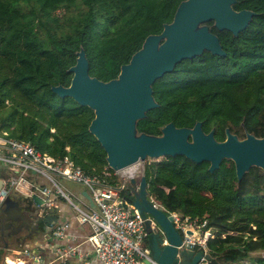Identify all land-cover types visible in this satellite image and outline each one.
Listing matches in <instances>:
<instances>
[{
    "label": "trees",
    "instance_id": "obj_1",
    "mask_svg": "<svg viewBox=\"0 0 264 264\" xmlns=\"http://www.w3.org/2000/svg\"><path fill=\"white\" fill-rule=\"evenodd\" d=\"M179 1L0 0V131L53 156L67 155L83 171L117 184L87 129L92 109L49 87L68 84L66 69L80 47L88 74L116 76L143 38L171 20ZM231 6L254 14L236 35L206 22L224 54L203 50L156 78L157 105L135 121L138 132L159 134L168 121L190 127L199 120L217 140L225 127L239 138L245 131L264 136V0ZM207 164L181 154L150 158L142 170L147 193L167 210L205 219L213 232L206 242L210 264H244L248 251L264 249V172L252 165L237 179L230 159L212 171ZM121 193L131 199L127 186Z\"/></svg>",
    "mask_w": 264,
    "mask_h": 264
},
{
    "label": "water",
    "instance_id": "obj_2",
    "mask_svg": "<svg viewBox=\"0 0 264 264\" xmlns=\"http://www.w3.org/2000/svg\"><path fill=\"white\" fill-rule=\"evenodd\" d=\"M234 1L180 0L171 20L164 22L159 32L149 33L143 38L140 47L120 64L116 76L101 80L88 74L87 59L80 47L74 63L66 69L71 73L68 84L49 87L58 96H69L78 104L92 109L93 116L87 129L103 148L105 162L112 170L146 157L181 154L193 162H208V171L217 168L222 158H228L233 162L237 179L252 165L264 172V136L258 137L245 131L244 136L239 138L225 127L224 138L217 140L212 129L207 132L201 129L199 120L190 127L176 126L168 121L160 127L159 134L138 132L135 128V121L157 105L151 93V83L156 78L170 71L181 59L191 58L203 50L224 54L217 35L209 30L207 21H212L217 30L225 29L232 35L247 25L254 11L234 9L231 6ZM129 182L130 200L136 211L148 213L157 225L151 229L148 219L145 220L152 238L148 249L150 257L158 264H197L200 251L190 246H179L181 236L173 227L170 215L162 211V205L154 206L147 196L144 176L141 174L137 181L130 178ZM8 194L12 200L20 196L16 189H11ZM81 194L92 206L87 192L82 190ZM0 196V245L5 246L0 254V264H3L8 249L15 246L11 227L15 219L8 221V230H1L2 216L9 218L8 209L15 205L2 194ZM30 199L35 205L41 203L36 196ZM19 227L23 229V241L33 240L26 231L28 227ZM162 236L166 238L163 244ZM144 262L147 264L148 260L144 259Z\"/></svg>",
    "mask_w": 264,
    "mask_h": 264
},
{
    "label": "built area",
    "instance_id": "obj_3",
    "mask_svg": "<svg viewBox=\"0 0 264 264\" xmlns=\"http://www.w3.org/2000/svg\"><path fill=\"white\" fill-rule=\"evenodd\" d=\"M0 161L5 168L0 172V194L6 197L11 189L20 192L24 188L22 192L27 196L38 197L41 206L47 209L55 206L51 195L60 196L71 208L76 222L87 228L83 239L90 245L89 256L76 244L56 242L54 249L59 260L74 255L80 260V264H94L92 260H97L101 264H146L144 259L148 260L147 264H158L150 257L145 245V237L148 234L145 220L148 219V226L151 229H155L157 225L148 213L137 212L131 200L121 193V189L127 185L122 182L107 183L99 176L83 171L67 155L53 156L40 151L25 140L8 137L6 131H0ZM135 162L122 167L125 179L130 180L133 177ZM142 170L143 166L140 175ZM117 171L113 170V173L116 175ZM36 173L49 181L50 185L38 183L34 177L28 176ZM103 173L105 176L110 174L108 171ZM55 176L83 185L93 205L90 206L81 194L73 192V196L78 200L75 202L58 184ZM149 199L154 206L159 204L153 198ZM161 209L165 215H170L173 227L181 236L179 246H190L193 250L200 251L197 264L206 263V242L213 238V232L206 226L205 219L190 218L188 215L167 210L163 206ZM67 226V221L52 224L48 237L65 238ZM164 242L166 238L162 236L161 243ZM18 252L33 264L40 259V254L35 253L30 247H24ZM12 261L18 264L22 263L23 259ZM8 262L9 260L3 257V264Z\"/></svg>",
    "mask_w": 264,
    "mask_h": 264
},
{
    "label": "crops",
    "instance_id": "obj_4",
    "mask_svg": "<svg viewBox=\"0 0 264 264\" xmlns=\"http://www.w3.org/2000/svg\"><path fill=\"white\" fill-rule=\"evenodd\" d=\"M24 188H22V191ZM73 192L81 194V191L84 190V187L81 189H72ZM18 191L20 195L26 196L30 198L31 196H27L24 192ZM82 195V194H81ZM83 196V195H82ZM53 199V203L55 204L54 207L49 208V212L54 215V221L52 224L60 222V221H67L68 226L65 230V238L62 239H52L49 238L47 233H42L39 236L33 238V240H25L21 243H17L16 246L10 247L4 256L6 260H9L8 264H14L12 261L13 259L16 261H20L23 259L22 263L18 264H33L30 263L25 256L23 257L18 250L23 249L24 247H30L35 250V253L40 254V259L35 264H80V260L74 255H68L63 260H59L56 257V252L54 249V243H68V244H76L80 250L84 251L85 254L89 256L90 245L87 241L83 238L87 232V228L83 225H80L73 217V213L69 205L64 201L63 198L60 196L51 195ZM52 227V226H51ZM145 245L149 249V246L152 245V238L148 233L146 235ZM48 243V244H46ZM4 250V249H3ZM94 264H101L97 260H92Z\"/></svg>",
    "mask_w": 264,
    "mask_h": 264
},
{
    "label": "flooded vegetation",
    "instance_id": "obj_5",
    "mask_svg": "<svg viewBox=\"0 0 264 264\" xmlns=\"http://www.w3.org/2000/svg\"><path fill=\"white\" fill-rule=\"evenodd\" d=\"M128 193L132 196L131 191L128 190ZM5 198L9 201H13L14 205L19 206L20 208L18 209L15 206L9 207L10 209H8L7 212L9 218L6 219L2 216L1 230H8V221L15 219L11 223V227L14 231L15 246L20 241L21 243L23 242L22 238L24 235L23 233H21L23 229L19 227L20 225H23L26 228L28 227L26 231L29 232L31 238H35L42 233H47L48 235V233L51 230L52 222L54 221V215L51 212H49L50 211L49 209L43 208L41 204L35 205L30 198L23 195L18 196L15 200H12L9 194ZM4 248L5 246L0 245V254ZM251 251L262 252V255L258 256L257 259L258 260L259 258L264 259L263 248H257L254 250H250L248 252L250 253Z\"/></svg>",
    "mask_w": 264,
    "mask_h": 264
},
{
    "label": "rangeland",
    "instance_id": "obj_6",
    "mask_svg": "<svg viewBox=\"0 0 264 264\" xmlns=\"http://www.w3.org/2000/svg\"><path fill=\"white\" fill-rule=\"evenodd\" d=\"M157 158H159V157H156V159ZM151 159H155V158H151ZM147 160H149V157H146L143 160H137L135 162L136 169L134 171V174H133L132 178H134L136 181H137L138 176L140 175L141 166H143L144 162H146ZM1 170L3 171V170H5V168H4L3 163L0 161V172H1ZM116 175H117V183H121L122 182L124 185H127V187L129 186V184H130L129 179H125L123 177V176H125V174L123 173V169L122 168L118 169V171L116 172ZM28 176L29 177H34L38 183H43V184H46L48 186L50 185V182L47 181L43 176H41L38 173H36L34 175L28 174ZM54 178L58 182V184L63 188V190L66 193H68L69 195H71L70 197H72V199L75 202H78V200H76V197L73 196V190L72 189H81L84 186L81 185V184L72 182L70 180H67L65 178H62L60 176H55ZM51 189H53V187H51ZM166 189H167V187H164V190H166ZM128 190H129V188H128ZM147 196L149 198H152L151 196L148 195V193H147ZM154 201H156V200L154 199ZM156 203H157V201H156ZM261 255H262V252H260V251L259 252L258 251H251L250 253L248 252L246 254V256H243L241 258V261L244 264H253V263H255L257 261V257L261 256ZM208 263H209L208 259H207L206 263L201 262V264H208Z\"/></svg>",
    "mask_w": 264,
    "mask_h": 264
},
{
    "label": "bare ground",
    "instance_id": "obj_7",
    "mask_svg": "<svg viewBox=\"0 0 264 264\" xmlns=\"http://www.w3.org/2000/svg\"><path fill=\"white\" fill-rule=\"evenodd\" d=\"M71 196V195H70ZM11 264V263H10Z\"/></svg>",
    "mask_w": 264,
    "mask_h": 264
}]
</instances>
